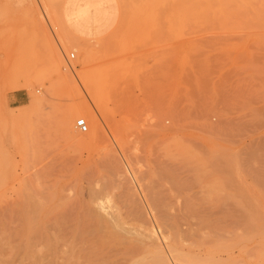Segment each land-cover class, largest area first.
Masks as SVG:
<instances>
[{"label":"rangeland","instance_id":"rangeland-1","mask_svg":"<svg viewBox=\"0 0 264 264\" xmlns=\"http://www.w3.org/2000/svg\"><path fill=\"white\" fill-rule=\"evenodd\" d=\"M51 1L0 0V264H202L223 233L264 264V0H121L84 40ZM77 104L105 122L95 143L78 110L60 131ZM157 237L176 250L146 253Z\"/></svg>","mask_w":264,"mask_h":264},{"label":"bare ground","instance_id":"bare-ground-1","mask_svg":"<svg viewBox=\"0 0 264 264\" xmlns=\"http://www.w3.org/2000/svg\"><path fill=\"white\" fill-rule=\"evenodd\" d=\"M29 87V86H28ZM37 100V99H36ZM34 101V100H33ZM41 103V102H40ZM76 110H78V112H79V116L81 117L80 119H83V120H85V122L87 121L88 123H89V125H90V127H91V132H90V134H89V136H88V140H89V142L90 143H95L101 136H102V134H103V132H104V127H105V122L103 121V119H102V117L100 116V114L97 112V111H95V110H93V108H91V106L89 105V104H77V105H74L73 106V108L70 110V111H68V112H66V113H64V114H61V116L59 117V121H60V126H59V128H60V131L61 132H68L70 129H71V126H72V123H73V120L75 119V117L77 116V114H76ZM78 117V116H77ZM121 155H123L122 153H120ZM144 199V198H143ZM146 199V198H145ZM147 201L148 200H146V201H144L146 204H147ZM98 206L100 205V204H97ZM161 205V204H160ZM160 205H155V206H157V207H155V209L153 210L152 209V207H151V210H153V211H156V214H152V213H148V214H152L153 215V225L155 226V227H157V230L159 231V228H163V229H160V231H159V233H158V231L157 232H155L156 230L153 228V230H154V232L157 234L158 233V235H160L161 233H164L163 231H165V229H166V226H167V224H166V221H164V222H162V221H160V219L158 220V217L159 216H157L156 217V215L158 214L157 213V210L158 211H161L159 214H163V215H166V213L165 212H167L168 211V208H164V207H168L167 206V204L165 205H161L162 207H159ZM91 206V208L94 206L93 204H91L90 205ZM101 206V205H100ZM150 206H152V205H150ZM154 206V205H153ZM35 207V206H34ZM95 208H97L98 210H94V215L96 214V216H93V218H96L95 220L98 222L97 224H99V226L101 227V229H103L104 227H106V226H108V225H112V223H116L115 221H116V219L117 218H119V217H121V216H119V217H115V216H118V215H113V214H111V213H109V210H105V208L106 207H104V209H101V208H99V207H97V206H94ZM95 208H93V209H95ZM142 208V207H141ZM157 208H159V209H157ZM161 208V209H160ZM93 209H92V211H93ZM105 210L104 212H102L101 210ZM120 209V208H119ZM140 209V208H139ZM164 209V210H163ZM91 209H89V211H90ZM118 209H116L115 211H117ZM166 210V211H165ZM97 211V212H96ZM98 211H100L99 213H98ZM114 211V212H115ZM120 211V210H119ZM118 211V212H119ZM139 211L140 210H138L136 213H139ZM149 211V210H148ZM110 212H112V211H110ZM129 212V211H128ZM128 212H126L127 213V215H128ZM151 212V211H150ZM91 213V212H90ZM100 213H102V214H100ZM168 213V215H167V217L169 216V212H167ZM98 214H100V215H98ZM135 214V212L134 213H132V214H129V215H131V216H129V217H136V215H134ZM143 214H145V213H142V215L140 216V217H138V218H142V217H144V215ZM138 215V214H137ZM149 216H151V215H149ZM124 218V217H123ZM137 218V217H136ZM137 218V219H138ZM152 218V217H151ZM160 218V217H159ZM168 219H170V218H168ZM120 220V219H119ZM152 220V219H151ZM112 221V222H111ZM125 221V220H124ZM140 222V221H139ZM142 222H144V221H141V223ZM146 222V221H145ZM144 222V223H145ZM160 222V223H159ZM106 223H108L107 225H106ZM110 223V224H109ZM123 223V222H122ZM125 223V222H124ZM140 223V224H141ZM144 223H142V224H144ZM158 223H159V225H158ZM171 223V222H170ZM118 225L119 224H115V225H112L113 227L114 226H117L116 228H118ZM179 225L180 226H182V224H180L179 223ZM112 226H109V227H112ZM134 226V225H133ZM142 226V225H141ZM162 226H164V227H162ZM176 226V225H175ZM121 227H124V226H121ZM136 228H138L137 227V225L135 226ZM152 227V226H151ZM108 228V227H107ZM115 228V227H114ZM134 229V227H131V228H129V229ZM165 228V229H164ZM182 228V227H181ZM104 230H105V228H104ZM125 230V231H124ZM145 230V229H144ZM163 230V231H162ZM168 230H170V229H168ZM123 231L125 232V233H129V232H127L126 231V229H123ZM133 231V230H132ZM134 231H135V234H139V233H136V232H139V231H136L135 229H134ZM141 231H143V230H141ZM167 231V230H166ZM172 231V230H171ZM173 231H175L174 230V228H173ZM183 231V230H182ZM188 231V230H187ZM190 231V230H189ZM144 232V231H143ZM149 232H151V231H149ZM161 232V233H160ZM155 233H150V234H152L154 237L155 236H157ZM177 233V232H176ZM187 233V232H186ZM185 232L184 233H182L183 234V237L184 238H188L187 237V235H189V233L188 234H186ZM193 233H195V232H193ZM192 233V235L193 236H195V234H193ZM149 235L150 237H146L145 235ZM149 233H145V237L146 238H151V237H153V236H151ZM167 234V233H166ZM232 234V233H231ZM128 236H133V234H127ZM170 235V234H169ZM186 235V236H185ZM228 236L230 235V233L229 234H227ZM162 236V235H161ZM163 236H166V235H163ZM163 236H162V238L161 239H164V241L163 242H165V238H163ZM171 237H173L172 235H170ZM179 236V235H178ZM177 235H176V238L178 237ZM226 233H223V234H220V235H218L217 236V234H213V235H210L209 237H213L214 239L215 238H218V239H222V240H224L226 237ZM227 236V239H229V240H231V238L230 237H232V236H234L235 237V235H232V236H230V237H228ZM154 237H153V239L152 240H154ZM167 238H168V236H166ZM209 237H206V238H209ZM222 237H224V238H222ZM138 238H141V239H143L142 238V234L140 235V236H138ZM160 238H156L157 240H155V241H157V242H154L153 243V247H151L150 249H147L146 248V253H150V252H152V251H155V252H162L163 250H164V247L165 248H167L166 247V244L165 243H163V244H161V241H159L158 239H160ZM167 238H166V241H168V242H171V241H173V240H171L170 241V238H168V240H167ZM180 238L181 237H179V238H177L178 240H174V241H176V242H179L180 244L179 245H181V242H180ZM44 239V238H43ZM134 239V238H133ZM171 239H174V238H171ZM227 239H225V240H227ZM136 240V239H135ZM151 240V239H150ZM210 240V242H212V241H215V240H213V239H209ZM217 240V239H216ZM222 240H220L221 242H218V244L216 245V246H219V247H216L215 245H213L214 246V249L212 248V244L210 243V246H211V248L213 249L212 251H214L215 249H219L218 250V252L217 251H214V252H216V253H214L213 252V254H212V251H211V256H212V258L211 257H207V258H210V259H208L207 260V258H206V256H204L205 257V259H203L202 258V264H203V262L205 263H208V262H210V264L212 263V264H241L240 262H241V260H237V259H242L241 257H236L237 259H235V257L234 256H237L238 254H242V252L241 253H238L237 255H235V254H233L232 253V251H230V252H226V253H221V251H224L225 249V247H226V249H228L229 247H231V245H228V241L229 240H227V241H223V243H222ZM133 242H135V241H133ZM151 242V241H150ZM172 243V242H171ZM215 243H217V241L215 242ZM231 243V242H230ZM141 245H142V243H140ZM224 244V245H223ZM135 245H137V247H132V249L134 250V248L135 249H137L138 247H140L141 245H139V244H137V242H136V244ZM149 245H151V244H149ZM174 245H176V244H174ZM173 245V246H174ZM43 246V245H42ZM152 246V245H151ZM170 246V245H169ZM172 246V247H173ZM222 246V247H221ZM228 246V247H227ZM182 247H184L183 245H182ZM205 247V246H204ZM203 247V248H204ZM36 248V247H35ZM141 248V247H140ZM144 248V247H143ZM176 248H177V246H176ZM176 248L175 249H172L171 248V246L170 247H168L166 250H168V249H171V250H176ZM221 248H223V249H221ZM132 249H130V254H133V253H135V251H133ZM200 249H202V248H200ZM165 250V251H166ZM132 251V252H131ZM208 251V250H207ZM145 252V251H144ZM169 252H170V250H169ZM168 252V253H169ZM172 252V251H171ZM178 252H180L179 250H178ZM177 252V253H178ZM184 252V251H183ZM191 252V251H190ZM199 252V251H198ZM205 252V251H204ZM152 253H154V252H152ZM192 253V252H191ZM203 253V252H202ZM202 253H201V255H200V253H199V255H200V257L202 256ZM207 254H208V252H206ZM206 253H205V255H206ZM136 254V256H137V253H135ZM161 254H163V253H161ZM173 254H176V253H173ZM178 254H180L179 256H182L181 255V253H178ZM178 254H176V256L178 255ZM184 254V253H183ZM223 254H226V255H223ZM3 255H5V254H3ZM139 255V254H138ZM154 255V254H153ZM169 255V254H168ZM187 256H186V258L188 257H190V253L189 254H186ZM192 255H193V253H192ZM197 256L198 254H194V256ZM210 255V254H209ZM131 256H133V255H131ZM135 256V255H134ZM158 256H164V255H159L158 254ZM171 256V255H170ZM194 256H191L190 258H196V256L194 257ZM240 256V255H239ZM171 257H173V256H171ZM175 257V256H174ZM178 257V256H177ZM177 257H175V259H173L172 258V260L174 261V260H178V262L179 261H181L180 259V257H178V258H180V259H176ZM182 257H184V255L182 256ZM133 258V257H132ZM199 258V256L196 258V259H198ZM147 259V258H146ZM149 259V258H148ZM147 259V260H148ZM196 259H195V261H196ZM200 259V258H199ZM132 260V259H131ZM162 260H164V259H162ZM166 260H168L167 258L164 260V261H166ZM193 259H188L187 261H192ZM239 262H237V261ZM143 261H145L144 260V258L142 259V261L141 262H143ZM176 261H174L173 262V264L174 263H176ZM200 261V260H199ZM208 261V262H207ZM235 261H236V263H235ZM125 262H127L128 263V261H125ZM125 262H124V264H125ZM126 263V264H127ZM139 263V262H138ZM146 263H148V261L146 262ZM205 263V264H206ZM123 264V263H122ZM135 264V263H134ZM142 264V263H141ZM145 264V263H144ZM150 264H152V262H150ZM153 264H162V262H154ZM209 264V263H208Z\"/></svg>","mask_w":264,"mask_h":264},{"label":"crops","instance_id":"crops-1","mask_svg":"<svg viewBox=\"0 0 264 264\" xmlns=\"http://www.w3.org/2000/svg\"><path fill=\"white\" fill-rule=\"evenodd\" d=\"M37 6L42 7L45 0H35ZM55 4L56 10L58 3L56 0L51 1ZM39 8L40 11L34 13V16H51V12H45L44 9ZM121 0H62L60 4V16L63 18L65 26L77 34L81 40L83 38H90L89 35L97 34L98 23L95 18L107 17L109 23H112L113 28L110 35L117 26L119 18L122 16ZM86 27L93 29V31H86ZM89 36V37H88ZM16 96V95H15Z\"/></svg>","mask_w":264,"mask_h":264},{"label":"built area","instance_id":"built-area-1","mask_svg":"<svg viewBox=\"0 0 264 264\" xmlns=\"http://www.w3.org/2000/svg\"><path fill=\"white\" fill-rule=\"evenodd\" d=\"M75 55L71 54V58L73 59ZM76 128L79 130L81 133H86L88 130L87 123L83 119H78L75 124Z\"/></svg>","mask_w":264,"mask_h":264}]
</instances>
